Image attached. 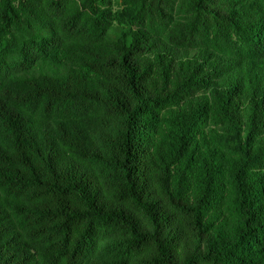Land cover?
Listing matches in <instances>:
<instances>
[{
    "label": "trees",
    "instance_id": "1",
    "mask_svg": "<svg viewBox=\"0 0 264 264\" xmlns=\"http://www.w3.org/2000/svg\"><path fill=\"white\" fill-rule=\"evenodd\" d=\"M0 264H264V0H0Z\"/></svg>",
    "mask_w": 264,
    "mask_h": 264
}]
</instances>
